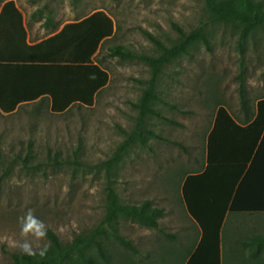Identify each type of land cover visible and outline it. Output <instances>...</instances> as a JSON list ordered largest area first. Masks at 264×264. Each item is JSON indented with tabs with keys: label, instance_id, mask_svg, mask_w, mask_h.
Returning a JSON list of instances; mask_svg holds the SVG:
<instances>
[{
	"label": "rangeland",
	"instance_id": "obj_1",
	"mask_svg": "<svg viewBox=\"0 0 264 264\" xmlns=\"http://www.w3.org/2000/svg\"><path fill=\"white\" fill-rule=\"evenodd\" d=\"M20 2L25 12L49 16L58 24L104 10L115 32L96 56L109 82L92 106L74 104L53 112L46 99L25 103L11 113L0 110V264H12L13 255L23 253L18 245L25 239L37 251L50 244L47 236H21L18 218L29 209L62 244L87 236L104 219L109 185L125 203L149 199L166 210L157 228L118 217L117 230L139 252L165 253L163 249L172 248L184 253L199 229L182 201V182L206 163V137L220 105L243 122L238 77L242 66L252 105L264 96V26L242 45L234 25L210 19L207 0ZM199 26L208 34L211 49L197 44L190 55L166 64L158 79V113L148 117L146 128L160 137L145 134V142L136 141L111 162L136 127L139 110L134 104L152 76L146 61L112 55L111 47L124 44L133 53L155 56L161 48L152 37L170 46L180 36L177 27L189 32ZM50 33L51 28L41 37ZM251 163L252 187H238L234 211L225 224L227 241L233 240L239 250L241 240L264 232V133ZM100 240L114 264L127 258V250L112 234ZM89 253L97 264H106L96 245ZM155 257L161 261L159 254Z\"/></svg>",
	"mask_w": 264,
	"mask_h": 264
},
{
	"label": "trees",
	"instance_id": "obj_2",
	"mask_svg": "<svg viewBox=\"0 0 264 264\" xmlns=\"http://www.w3.org/2000/svg\"><path fill=\"white\" fill-rule=\"evenodd\" d=\"M207 7L211 20L230 23L238 29L242 45L264 26L262 0H207ZM9 12L17 14L20 24L17 31L12 26V52L0 57V109L4 113H11L18 106L36 99L39 102L49 100L53 112H64L74 104L92 106L96 95L109 82V73L96 60V56L102 42L115 32L112 17L104 10H96L64 24L46 39L30 44L27 42L22 13L13 0L5 3L0 18L6 17ZM177 29L180 36L170 46L151 36L161 48L155 56L133 53L124 44L111 47L112 55L138 57L152 68L147 87L134 104L139 110L136 127L110 159L111 162L118 158L119 152L136 141L145 142V134L160 137L148 130L146 123L150 115L158 113L154 102L160 100L156 86L163 67L182 55H190L199 43L211 49L209 36L203 27L189 32L181 27ZM91 74L95 75V79L89 78ZM238 77L243 122H238L220 105L206 137V163L202 170L188 173L182 182L181 198L185 209L201 230V239L189 264L220 263L223 246L227 248L229 242L224 233L230 203L264 133V96L253 106L246 90L244 66ZM253 165L251 168L254 167L255 171ZM253 169L249 167V175L254 174ZM107 191L104 219L87 236H79L72 243L62 244L57 234L48 229L50 244L44 257L14 254L12 264H97L89 253L93 245L98 247L106 264H114L111 253L105 252L100 240L105 234H112L127 253L139 252V247L117 230L118 217L157 228L159 219L166 214L165 208L154 205L149 199L138 204L125 203L111 185ZM162 232L169 238H175L164 229ZM253 233L241 240L240 250L231 246L237 252L243 253L245 249L249 252L252 258H245L246 263L255 261L259 254L264 257V232ZM230 243H234L233 240ZM121 263L131 264L126 260Z\"/></svg>",
	"mask_w": 264,
	"mask_h": 264
},
{
	"label": "crops",
	"instance_id": "obj_3",
	"mask_svg": "<svg viewBox=\"0 0 264 264\" xmlns=\"http://www.w3.org/2000/svg\"><path fill=\"white\" fill-rule=\"evenodd\" d=\"M7 1H10V0H0V15H2L3 7ZM13 1L15 2V5L18 8V10L22 13L23 25L27 33V37H26L27 42L30 44H35V43H38L46 39L47 37L51 36L55 32L59 31L63 27L64 24L75 21V20L66 21L63 24H58V22H55L56 20L52 19L49 16L43 17V16H40V13H34V11L28 12V13L25 12L23 10V7L21 6L20 0H13ZM19 24L20 23H19L18 16L17 14H14L13 12H9V14L6 15V17L0 18V57L9 55L12 52L10 33L12 32V26L14 28V31L15 30L17 31V27L19 26ZM50 28L52 29V33H50L49 35L45 37H41V35L45 31H48V29ZM54 30H57V31H54ZM31 102H39V101L38 99H36L35 101H31ZM246 172L236 187L235 193L233 195L232 201L229 206L228 216L234 211L233 209L234 197H235L238 187L239 186H241L242 188L246 187L248 191L252 187V183H251L252 181H250L251 175H249L248 172L246 174ZM235 205L237 206L238 204H235ZM192 220L194 221V219ZM195 224L197 225V228L199 229L198 238L188 248L185 249L184 253L180 254L177 251L172 250V248L163 249L165 250V253L164 252L161 253L160 252L161 249H158L155 252H137V253L132 252V253H127L126 254L127 258L120 259V261H123V260L130 261L131 264H189V260L192 257L201 239V230L196 222ZM231 246H232V243H230V240L228 242L227 248L223 246L222 253H221V261L219 264H264L262 263V259L264 260V257L261 254H259L258 257L256 256L254 258L255 261L251 263H246V261L244 260L245 258H248V259L249 257L252 258L249 252L246 249L245 250L243 249L244 252L240 253V252L233 250ZM171 250L172 252H170ZM157 254H159V259L161 260L160 262H157V259L155 257ZM257 258H259V260H257Z\"/></svg>",
	"mask_w": 264,
	"mask_h": 264
},
{
	"label": "clouds",
	"instance_id": "obj_4",
	"mask_svg": "<svg viewBox=\"0 0 264 264\" xmlns=\"http://www.w3.org/2000/svg\"><path fill=\"white\" fill-rule=\"evenodd\" d=\"M90 79H95V75L91 74ZM20 225V234L22 237H34L36 240H42L47 236V228L43 221H41L31 209H29L24 215L18 218ZM19 248L21 251L28 256L44 257L47 253V246L40 248L38 251L35 250L30 241L25 239L20 243Z\"/></svg>",
	"mask_w": 264,
	"mask_h": 264
}]
</instances>
